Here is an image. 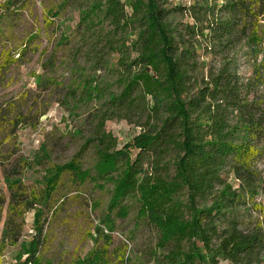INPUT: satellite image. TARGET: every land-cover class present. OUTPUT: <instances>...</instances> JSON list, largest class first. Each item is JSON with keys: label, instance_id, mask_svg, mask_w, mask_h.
Here are the masks:
<instances>
[{"label": "trees", "instance_id": "16d2710c", "mask_svg": "<svg viewBox=\"0 0 264 264\" xmlns=\"http://www.w3.org/2000/svg\"><path fill=\"white\" fill-rule=\"evenodd\" d=\"M220 1L170 7L168 0H67L81 7L88 55L104 61L121 54L117 71L121 90L110 93L108 109L92 115L97 135L77 154L83 157L91 143L95 159L91 168L84 169L79 158L51 167L40 193L26 198L21 180L6 176L14 190V212L22 203L35 209V232L24 250L26 257L20 255L17 264H42L40 250L47 240L44 216L50 213L46 207L67 172L80 182L111 184L108 218L136 211L140 223L157 234L154 249L164 251L157 257L151 248L157 264H218L221 256L234 264L259 260L264 253L263 231L221 225L242 196L226 176L233 175L244 194L252 196L261 179L255 165L264 142V101L257 91L261 70L256 66L247 80L227 66L204 73L193 38L210 35L220 46L245 39L259 42L264 0ZM20 2H5L0 25L6 11L23 8ZM174 12L192 21L176 23ZM85 89L101 96L98 86ZM114 110L138 116L146 125L120 149L105 130ZM19 123L24 119H17ZM4 203L0 197V207ZM5 231L15 244L22 227L10 219ZM99 240L103 243L74 264H128L123 249L114 259L109 256L110 235L101 234Z\"/></svg>", "mask_w": 264, "mask_h": 264}, {"label": "rangeland", "instance_id": "374dc122", "mask_svg": "<svg viewBox=\"0 0 264 264\" xmlns=\"http://www.w3.org/2000/svg\"><path fill=\"white\" fill-rule=\"evenodd\" d=\"M6 1L0 0V15ZM20 1L23 8L6 11L0 25V197L5 200L0 207V264H17L35 232V209H26L22 203L14 212V190L6 176L21 180L24 198L38 195L48 170L79 158L77 154L86 142L96 137L97 123L92 115L108 109L110 93L121 90L117 75L121 54L114 53L104 61L88 55L79 4L67 0ZM196 1L168 0V5L187 7ZM57 11L58 15L53 16ZM172 15L176 23L192 21L180 13ZM259 22V42L245 39L232 46H220L206 34L196 35L193 41L204 73L227 66L247 80L259 67L257 91L264 101V20ZM132 39L134 36L129 43ZM88 85L98 86L101 96H93L95 93L85 89ZM109 115L105 130L117 139L118 149L146 127L145 120L124 111L114 110ZM20 118L24 123L16 124ZM88 145L78 159L84 169L91 168L95 161L92 144ZM255 165L261 179L254 196L245 195L233 175L226 176L227 183L242 196L240 203L228 210V220L221 229L237 225L240 229L264 232V142L259 146ZM110 193L109 183L91 179L80 182L70 172L62 175L46 207L50 213L44 216L47 240L40 250L42 264H74L103 243L96 241L101 234L112 237L109 256L113 259L123 249L128 264H157L156 256L164 254L163 250L154 249L157 234L140 223L134 210L127 217L113 214L108 218ZM181 199L188 201L186 195ZM10 219L22 227L15 244L5 231ZM218 264L234 263L221 256ZM255 264H264V253Z\"/></svg>", "mask_w": 264, "mask_h": 264}]
</instances>
